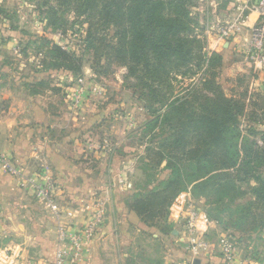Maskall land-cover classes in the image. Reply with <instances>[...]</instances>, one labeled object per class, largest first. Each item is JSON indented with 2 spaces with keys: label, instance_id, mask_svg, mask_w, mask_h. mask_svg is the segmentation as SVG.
I'll return each instance as SVG.
<instances>
[{
  "label": "trees",
  "instance_id": "16d2710c",
  "mask_svg": "<svg viewBox=\"0 0 264 264\" xmlns=\"http://www.w3.org/2000/svg\"><path fill=\"white\" fill-rule=\"evenodd\" d=\"M197 2L38 0L39 17L48 28L63 27L72 14L71 25L80 29L87 25V48L100 52L108 63L125 67L134 80L130 86L151 117L146 125L151 135L148 165L156 169L165 163L169 177L148 193H137L128 209L158 232L159 242L174 237L169 210L189 189L195 198L222 205L216 215H207L223 229L264 230V177L256 175L264 168V135L260 146L256 138L261 130L245 124L246 117L253 123L264 121V108L254 104L248 117L246 103L225 93L219 79L224 58L206 51L203 29L199 32L193 14ZM40 41L42 49L48 48L52 67L82 73L80 58L46 37ZM200 72L204 76L200 84L186 94H175V76ZM248 180L259 186L254 200L233 210L239 185Z\"/></svg>",
  "mask_w": 264,
  "mask_h": 264
},
{
  "label": "crops",
  "instance_id": "0c3cea01",
  "mask_svg": "<svg viewBox=\"0 0 264 264\" xmlns=\"http://www.w3.org/2000/svg\"><path fill=\"white\" fill-rule=\"evenodd\" d=\"M249 1L213 0L209 23L233 25L236 31L228 39L212 36L208 51L209 56L214 52L223 56V71L230 72L229 82L235 90L233 94L229 92L247 106L257 97L258 101L264 99V67L256 68L247 54L251 28L258 20V14L248 10ZM251 72L256 78L243 89L242 80L236 78ZM3 91L0 92V152L15 161L22 176L11 177L0 166V246L21 252L25 260L49 262L54 258L59 226L84 227L100 203L105 207L107 219L75 264H146L137 258L139 253H151L149 248L146 251L137 245L138 237L145 233L153 234L148 240L160 246V264L190 263L191 253L186 251L188 236L170 213L168 224L174 227V237L159 242L155 240L160 236L158 232L149 229L128 209L132 190L123 188L124 197L115 196L111 181L104 179L99 168L95 173L87 170L81 161L82 132L92 118L88 120L81 115L76 121L77 129L73 130L72 125H64L73 117L51 114L45 102L25 101L21 93L14 96ZM46 173L55 182V197L42 200L35 195L30 182L39 181ZM128 185L133 187L129 181L125 183ZM93 191L99 195L93 196ZM186 195L190 198V194ZM236 234V230L223 229L211 220L207 235L211 247L194 264H224L219 239L225 235L237 242L234 264H264L261 255H257L259 250Z\"/></svg>",
  "mask_w": 264,
  "mask_h": 264
},
{
  "label": "rangeland",
  "instance_id": "374dc122",
  "mask_svg": "<svg viewBox=\"0 0 264 264\" xmlns=\"http://www.w3.org/2000/svg\"><path fill=\"white\" fill-rule=\"evenodd\" d=\"M213 4V0H198L196 8L193 9V14L200 24L199 32L203 29L207 53L211 51L210 38L215 35L219 37L217 28L227 25L214 26L209 23ZM73 20L74 16L70 14L66 19L68 23L52 31L47 27L46 21L39 17L38 0H0V92L4 90L5 94L11 93L14 96L21 93L25 101L45 102L51 114L61 113L70 119L73 117L69 120V125L64 124L72 125L73 130L77 129L76 121L81 115L88 120L92 118L82 132L84 138L81 161L86 164L87 170L94 173L99 168L104 179L111 181L115 196L123 198V188L132 190L134 194L128 200V206L137 193H148L160 182L167 180L169 171L165 170V165L156 169L148 165L146 148L151 135L146 125L151 117L145 108V102L139 98L140 94L130 86L134 80L128 77V70L123 66L108 63L105 58L99 57L100 52L88 49L87 25L80 29V26L71 25ZM41 37L48 38L68 53L80 58L82 73L64 67H52L53 61L47 53L48 48L42 49L44 43L40 41ZM230 75V72L223 71L222 68L219 79L225 93L232 96L235 90L229 82ZM175 77L177 80L174 82V88L178 96L191 91L204 78L201 72ZM242 77L237 76L236 79L242 80L241 85L245 89L256 75L251 72ZM259 99L257 97L256 101L249 102L246 111L248 117L255 111L252 107L254 104L259 106L257 109L264 108V101H258ZM245 124L261 130L256 139L260 146L263 145L261 137L264 135V121L253 123L246 117ZM256 175L262 179L264 168L257 170ZM127 181L132 183L133 187L125 186ZM257 187L259 186L253 180L241 183L238 199L232 209L236 210L240 205L253 201ZM183 194H190V199L195 202L197 200L196 203H199L200 209L206 214L216 215L215 209L222 208V205H213L205 198H195L190 189L179 196ZM92 195L99 194L93 191ZM50 196L55 197V193ZM246 229L243 232L236 231V237L256 247L259 250L257 255L260 254L264 261V230ZM137 245L146 251L148 248L151 250V253H139L137 258L146 264L161 263L160 246L148 240V233L138 237Z\"/></svg>",
  "mask_w": 264,
  "mask_h": 264
},
{
  "label": "built area",
  "instance_id": "2783aa9c",
  "mask_svg": "<svg viewBox=\"0 0 264 264\" xmlns=\"http://www.w3.org/2000/svg\"><path fill=\"white\" fill-rule=\"evenodd\" d=\"M248 10L258 14L256 24L251 28V40L247 54L254 60L256 68L264 66V0L249 1ZM219 26V25H218ZM219 39H228L236 31L233 25L218 27ZM0 166L5 173L11 177H21V171L15 161L0 152ZM31 188L35 195L42 200L49 199L55 193L56 185L49 174H45L39 181H31ZM170 217L174 222L182 225L189 241L186 251L191 253L190 263L201 254H205L211 247L207 240L211 220L202 211L199 205L186 194L179 196L170 210ZM107 219L105 207L98 203L97 212L87 225L77 228L74 224L60 225L57 232V241L53 260L47 262H34L22 258L21 252L9 247L0 246V264H75L81 259L86 251L87 245L95 237L96 233L104 225ZM221 257L224 264H234L237 257V242L230 236L220 237Z\"/></svg>",
  "mask_w": 264,
  "mask_h": 264
}]
</instances>
